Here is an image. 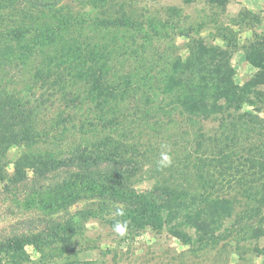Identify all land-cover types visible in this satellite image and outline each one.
Instances as JSON below:
<instances>
[{"label":"rangeland","instance_id":"obj_1","mask_svg":"<svg viewBox=\"0 0 264 264\" xmlns=\"http://www.w3.org/2000/svg\"><path fill=\"white\" fill-rule=\"evenodd\" d=\"M118 1L130 12L133 10L132 15L139 19L151 16L160 25L165 24L164 37L151 46L145 45L151 74L160 72L158 69L168 66L174 57L184 61L194 41L225 47L226 42L221 39L224 35L231 44L233 81L243 88L249 100L232 112L243 115L240 119L246 124L234 133V141L225 145L215 141L221 129L210 121L187 127L169 126L151 135L155 145L163 149L161 154L176 163L177 170L186 172L176 185L188 184L197 192L208 185L210 198L220 197L230 202L229 216L225 222H217V240L198 243L192 236L191 243H187V239L166 233L142 232L126 238V229L120 223L112 225L107 220L111 207L105 211V220L96 210L84 215L88 209L87 197L76 202L65 198L63 203L49 207L38 203L39 192L53 196L52 185L72 181L71 176L77 169L61 165L39 176L27 167L25 154L29 158L51 155L59 162L75 148L89 147L108 134L91 120L98 116L94 110L66 105L59 91L50 87L47 88L50 101L46 107L35 108L32 119L33 129L43 134L45 140L29 146L12 144L0 148V234L23 230L24 225L19 221L34 213L46 214L63 227L42 223L46 229L37 230L39 235L32 239L35 243L24 246L30 261L9 253L0 255V264H263V255L256 250L264 253V235L254 237L246 228L264 226V220L261 221L264 206L259 202L264 196V0ZM108 3V0H0V96L23 99L30 92L38 91L33 74L41 66L43 55H29L40 50L33 44L36 29L52 22L48 21L52 16L65 12L83 19L82 27L74 31L83 45L109 42L112 38L117 45L124 44L125 33L111 34L113 31L107 33L99 28V21L105 15L112 16L106 11ZM28 24L34 30L20 42L15 41L10 31L17 29L22 35V27ZM169 24L174 27L170 28ZM250 40L261 49L250 47ZM130 50L127 48L126 55L121 48L117 50L127 61L120 63V70L132 63ZM245 51L260 67L246 58ZM156 64L160 68H155ZM235 121L238 120L231 123ZM179 147L183 149L181 153ZM189 162H195L197 168ZM17 163L19 175L15 173ZM145 166L141 174L131 178L137 190L149 188L157 177L155 167ZM118 228L124 229L122 234ZM231 229V233L227 232Z\"/></svg>","mask_w":264,"mask_h":264},{"label":"trees","instance_id":"obj_2","mask_svg":"<svg viewBox=\"0 0 264 264\" xmlns=\"http://www.w3.org/2000/svg\"><path fill=\"white\" fill-rule=\"evenodd\" d=\"M108 2L106 11L112 16L105 15L99 21V28L107 33L113 31L111 34L125 33L124 44L117 45L112 38L109 42L83 45L74 31L82 27L84 21L71 13L52 16L48 20L52 22L36 29L33 44L40 50L29 56L43 55L41 66L33 74L38 91L30 92L23 99L0 96V148L12 144L29 146L45 140L43 134L33 129V113L35 108L46 107L50 101L47 88L57 89L66 105L94 110L98 116L91 120L108 134L89 147L75 148L59 162L51 155L29 158L25 154L27 167L39 176L47 175L61 165L77 169L71 176L72 181L52 185L53 196L39 192L41 199L38 203L49 207L63 203L65 198L76 202L87 197L88 209L84 215L96 210L105 220V211L111 207L112 213L107 220L112 225L120 223L126 229V238L150 232L187 239V243H191L192 236L198 243L217 240V222H225L229 216L230 202L220 197L210 198L207 189L211 187L208 185L202 186L199 192L188 184L187 187L176 185L186 172L177 170L172 160L163 161V149L155 145L151 135L169 126L187 127L210 121L216 122L221 129L215 141L223 145L234 141V133L246 124L240 119L243 115H233L232 112L249 100L243 88L233 81L231 44L224 35L221 39L226 42L225 47L194 41L184 61L174 57L161 69L156 64L154 66L160 72L151 74L145 45L151 46L164 37L165 24L160 25L151 16L143 19L142 16L140 19L133 16V10L130 12L121 1ZM169 27L174 25L169 24ZM22 30V35L17 29L10 31L15 41L20 42L29 36L27 34L34 28L28 24ZM254 37L258 38V35L254 34ZM249 42L250 47L261 49L252 40ZM119 48L125 55L127 48L131 49L129 56L133 60L130 66L135 64L132 68L120 70V63L127 61L124 54L117 53ZM245 53L247 59L260 67L252 55ZM172 109L177 111L171 112ZM233 120L238 121L231 123ZM182 150L178 148L179 153ZM189 163L197 168L195 162ZM146 164L155 167L157 177L149 188L137 190L131 178L141 174ZM15 173L20 174L18 163ZM259 202L261 207L264 206V196ZM45 222L46 226L52 223L63 227L46 214L27 216L19 221L21 226L24 225L23 230L0 234V255L13 253L20 260L30 261L24 246L35 243L33 237L39 235H36L37 230L46 229L42 224ZM246 229L254 237L264 235L263 225ZM227 232L231 233L232 229ZM256 251H260L264 261V253Z\"/></svg>","mask_w":264,"mask_h":264},{"label":"clouds","instance_id":"obj_3","mask_svg":"<svg viewBox=\"0 0 264 264\" xmlns=\"http://www.w3.org/2000/svg\"><path fill=\"white\" fill-rule=\"evenodd\" d=\"M168 159H169V158H168L167 156L164 157V160H165V161H168ZM169 162H170V161H169ZM117 230H118L121 234H122L123 231H124V229H122V228H118Z\"/></svg>","mask_w":264,"mask_h":264},{"label":"crops","instance_id":"obj_4","mask_svg":"<svg viewBox=\"0 0 264 264\" xmlns=\"http://www.w3.org/2000/svg\"><path fill=\"white\" fill-rule=\"evenodd\" d=\"M263 264H264V261H263Z\"/></svg>","mask_w":264,"mask_h":264}]
</instances>
